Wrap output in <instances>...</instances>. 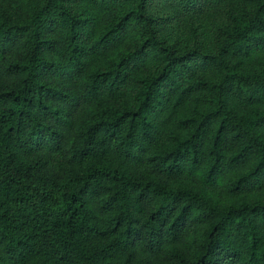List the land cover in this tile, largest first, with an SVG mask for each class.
Wrapping results in <instances>:
<instances>
[{
  "label": "trees",
  "instance_id": "trees-1",
  "mask_svg": "<svg viewBox=\"0 0 264 264\" xmlns=\"http://www.w3.org/2000/svg\"><path fill=\"white\" fill-rule=\"evenodd\" d=\"M0 264H264V0H0Z\"/></svg>",
  "mask_w": 264,
  "mask_h": 264
}]
</instances>
